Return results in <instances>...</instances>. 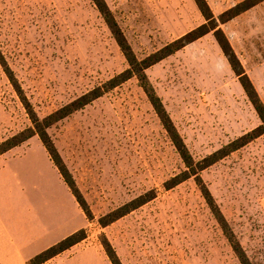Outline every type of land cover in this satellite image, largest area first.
<instances>
[{
    "label": "rangeland",
    "instance_id": "1",
    "mask_svg": "<svg viewBox=\"0 0 264 264\" xmlns=\"http://www.w3.org/2000/svg\"><path fill=\"white\" fill-rule=\"evenodd\" d=\"M106 1L139 59L205 23L195 0ZM241 1L208 0L216 17ZM221 27L264 102V1ZM0 50L42 119L129 67L93 0H0ZM147 75L196 161L262 124L213 32ZM30 127L0 64V143ZM48 133L91 211L76 214L87 234L77 251L108 259L107 238L124 264H241L195 177L165 188L186 166L136 77ZM28 141L44 146L39 135L21 145ZM33 150L3 179L11 222L59 219L67 205L47 158ZM25 169L42 179L29 182ZM200 175L252 264H264V135ZM151 191V201L100 223ZM82 256L76 264H91Z\"/></svg>",
    "mask_w": 264,
    "mask_h": 264
},
{
    "label": "trees",
    "instance_id": "2",
    "mask_svg": "<svg viewBox=\"0 0 264 264\" xmlns=\"http://www.w3.org/2000/svg\"><path fill=\"white\" fill-rule=\"evenodd\" d=\"M263 1L264 0H243L231 7L230 9L224 11L218 17H216L208 0H195L200 12L205 18V23L199 25L195 29L169 43L157 52H154L153 54L147 56L144 59H139L135 54L130 42L128 41L124 31L119 25L111 8L109 7L107 1L93 0L100 14L102 15L105 23L107 24L112 35L114 36L117 44L119 45L121 51L123 52L125 58L127 59L129 67L123 72L109 79L102 86H98L90 90L89 92L82 95L80 98L74 100L72 103L53 112L52 114L46 116L43 119L40 118L34 110L33 105L28 100V97L26 96L22 86L15 77L12 69L8 65L3 53L0 50V64L3 66L5 72L7 73V76L9 77V80L12 82L15 90L21 98L23 105L27 110L33 123V127H30L0 143V155L13 149L14 147L21 145L25 141L32 138L34 135H39L44 146L47 148L51 159L59 169L66 183L73 191V194L77 198V201L85 211L86 215L90 218L91 211L87 205V202L81 195L79 189L77 188L74 177L67 168L66 164L64 163L59 151L57 150V147L53 143L48 133V129L52 125L68 117L75 111L84 108L96 99L102 97L106 92L116 88L117 86L128 81L129 79L136 77L139 80L141 87L147 94L165 130L167 131L169 138L171 139L174 147L176 148L177 152L179 153L186 166V169L183 172L172 177L165 183V188L172 189L173 187H176L177 185L191 179L192 177H195L198 186L200 187L204 197L207 200V203L209 204V207L211 208V211L213 212L215 218L222 227L225 235L230 240L233 250L237 254L241 264H252L241 243L235 239V236L231 231L227 219L225 218L223 212L217 205L209 188L204 183L200 172L209 168L210 166L214 165L221 159L229 156L240 148L246 146L256 138L264 135V102L262 101L251 78L247 74L239 56L237 55L235 49L231 44V41L229 40L223 28L221 27L222 24L235 19L236 17L247 12L248 10ZM211 32L214 33L222 51L224 52L234 72L239 77L245 92L247 93L251 103L253 104L255 110L257 111L259 117L262 120V124L254 128L253 130L245 133L244 135L240 136L239 138L231 141L216 152L204 157L199 161H196L192 153L190 152L187 144L185 143L184 138L180 134L176 125L174 124L163 101L161 100L160 96L157 94L155 88L150 82L149 77L147 75V70L153 65L164 60L168 56H171L172 54L194 43L195 41L199 40L200 38ZM155 197V192L151 191V193H146L140 196L139 198L133 200L132 202L124 205L120 209L108 214L107 217H103L100 223L103 226H107L110 223L123 217L127 213L131 212L132 210L136 209L137 207L151 201ZM86 238L87 234L85 229L83 228L73 233L72 235L66 237L54 246L43 251L42 253L38 254L36 257L31 259L29 264H43L46 261L52 259L53 257L59 255L60 253L70 249L72 246L85 240ZM103 245L112 264H124L117 251L107 238L103 240Z\"/></svg>",
    "mask_w": 264,
    "mask_h": 264
},
{
    "label": "crops",
    "instance_id": "3",
    "mask_svg": "<svg viewBox=\"0 0 264 264\" xmlns=\"http://www.w3.org/2000/svg\"><path fill=\"white\" fill-rule=\"evenodd\" d=\"M257 6V5H256ZM39 149L40 155H45L50 168L54 171V180L56 187L64 194L67 205L63 202V211L59 219H54L50 216L48 220H40L34 223H26L24 221L11 222L6 218L4 206L1 204V191L7 183L4 178L9 177L10 174L15 172L13 162L23 156L29 157L34 150ZM15 176H17V173ZM41 172L38 174L29 172L25 169V177L34 184L35 180L40 181ZM43 177V176H42ZM43 182V181H42ZM67 207V210H66ZM76 214H82V208L77 201L73 191L68 186L59 169L51 159V156L41 144H32L27 142L25 145L14 147L6 153L0 155V262L1 264H29L31 259L38 254L47 250L48 248L59 243L66 237L82 229L81 222H77ZM85 240L72 246L70 249L60 253L52 259L43 264H76L80 255L82 258L92 264L93 260H98L101 264H109L105 254H96L94 259L89 254L91 252H79L77 249L84 243ZM85 253V254H84ZM108 256V255H107ZM110 260V259H109Z\"/></svg>",
    "mask_w": 264,
    "mask_h": 264
}]
</instances>
